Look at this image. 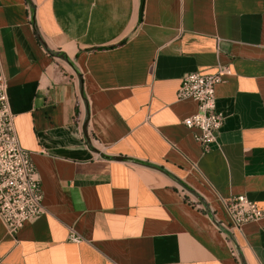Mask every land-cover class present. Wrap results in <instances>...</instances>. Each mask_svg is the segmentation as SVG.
<instances>
[{"label": "crops", "instance_id": "crops-1", "mask_svg": "<svg viewBox=\"0 0 264 264\" xmlns=\"http://www.w3.org/2000/svg\"><path fill=\"white\" fill-rule=\"evenodd\" d=\"M218 66L204 153L176 92ZM0 78L44 208L0 221V264H264L223 206L264 211V0H0Z\"/></svg>", "mask_w": 264, "mask_h": 264}, {"label": "built area", "instance_id": "built-area-1", "mask_svg": "<svg viewBox=\"0 0 264 264\" xmlns=\"http://www.w3.org/2000/svg\"><path fill=\"white\" fill-rule=\"evenodd\" d=\"M228 75L229 69L221 66L210 74H187L181 78L176 92L177 101L190 100L197 105V112L182 124L196 131L194 140L204 153L211 150L223 123L222 115L215 110V88ZM42 199L34 164L17 139L6 82L0 78V221L12 237L30 219L44 212ZM223 206L228 218L227 231L264 218V211L244 196L229 198ZM67 241L78 244L82 239L69 230Z\"/></svg>", "mask_w": 264, "mask_h": 264}, {"label": "water", "instance_id": "water-1", "mask_svg": "<svg viewBox=\"0 0 264 264\" xmlns=\"http://www.w3.org/2000/svg\"><path fill=\"white\" fill-rule=\"evenodd\" d=\"M86 125H87V119L84 121L83 126H82L83 135L87 139V135H86ZM237 256H238L239 260H241L240 255L238 253H237Z\"/></svg>", "mask_w": 264, "mask_h": 264}]
</instances>
